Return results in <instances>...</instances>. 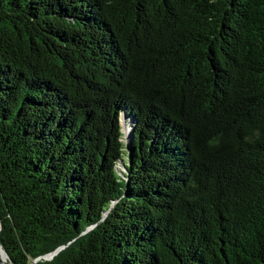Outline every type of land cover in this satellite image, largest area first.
<instances>
[{"label": "trees", "instance_id": "trees-1", "mask_svg": "<svg viewBox=\"0 0 264 264\" xmlns=\"http://www.w3.org/2000/svg\"><path fill=\"white\" fill-rule=\"evenodd\" d=\"M0 246L264 264V0H0Z\"/></svg>", "mask_w": 264, "mask_h": 264}, {"label": "water", "instance_id": "water-1", "mask_svg": "<svg viewBox=\"0 0 264 264\" xmlns=\"http://www.w3.org/2000/svg\"><path fill=\"white\" fill-rule=\"evenodd\" d=\"M120 133H121V139H120V142L122 144V147H123V151L124 152H127L128 151V141H127V131L126 133L123 132V128L121 129L120 127ZM129 137V136H128ZM129 139V138H128ZM0 250L2 251V253L4 254V256L6 257V261L3 263L2 261H0V264H10V262L8 261V256L7 254L4 252V250L1 248L0 246ZM60 249H58L57 251H55L54 253L52 254H49V255H46L42 258H38L36 259L32 264H35L36 262L40 261L41 259L43 260H51L53 258V256H55L58 252H59Z\"/></svg>", "mask_w": 264, "mask_h": 264}, {"label": "rangeland", "instance_id": "rangeland-1", "mask_svg": "<svg viewBox=\"0 0 264 264\" xmlns=\"http://www.w3.org/2000/svg\"><path fill=\"white\" fill-rule=\"evenodd\" d=\"M130 123H131V121H127V120H125V118L123 117V116H119V126L121 127V129L123 128V132H125L126 133V131H127V141H128V144H129V142H130V140H131V138H132V136H131V126H130ZM129 136V137H128ZM129 138V139H128ZM116 170L124 177V178H126L125 177V175L124 174H126V170H125V165H123V163L122 162H120V163H118V165L116 166Z\"/></svg>", "mask_w": 264, "mask_h": 264}, {"label": "bare ground", "instance_id": "bare-ground-1", "mask_svg": "<svg viewBox=\"0 0 264 264\" xmlns=\"http://www.w3.org/2000/svg\"><path fill=\"white\" fill-rule=\"evenodd\" d=\"M0 261H2L3 263L6 261V257L4 256L1 250H0Z\"/></svg>", "mask_w": 264, "mask_h": 264}]
</instances>
